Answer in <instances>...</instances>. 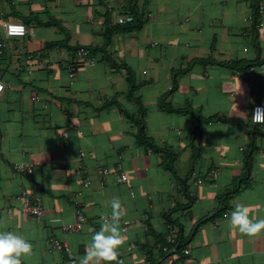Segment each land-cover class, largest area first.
Here are the masks:
<instances>
[{
    "label": "crops",
    "instance_id": "obj_1",
    "mask_svg": "<svg viewBox=\"0 0 264 264\" xmlns=\"http://www.w3.org/2000/svg\"><path fill=\"white\" fill-rule=\"evenodd\" d=\"M256 3L0 0V231L33 245L23 264H78L94 234L89 229L99 230L114 198L124 210L121 222L130 221L119 249L123 264H264V237L244 236L228 222L237 203L264 218V125L250 120L251 107L264 102V25H254ZM131 9L142 20L137 30L116 23ZM5 20L22 21L26 34L6 37ZM113 28L105 50L117 68L98 50ZM79 47L93 64L69 78ZM127 70L137 86L130 96ZM164 95L172 108L205 121L193 147L191 116L161 110ZM118 106L132 115L144 108L147 135L175 153L174 172L162 167L161 152L138 144L136 126ZM102 168H119L126 183L100 175ZM236 187L227 216L218 215L219 198ZM22 191L42 203L41 220L20 212ZM77 211L82 228L64 232ZM194 229L181 249L190 253L180 257L167 237L187 238Z\"/></svg>",
    "mask_w": 264,
    "mask_h": 264
},
{
    "label": "clouds",
    "instance_id": "obj_2",
    "mask_svg": "<svg viewBox=\"0 0 264 264\" xmlns=\"http://www.w3.org/2000/svg\"><path fill=\"white\" fill-rule=\"evenodd\" d=\"M26 30L23 25L10 27L8 36L23 37ZM3 85H0V91ZM241 87L239 92H241ZM252 121L264 125V107H256ZM111 220L103 219L98 231L89 229L94 234L79 257L78 264H123L119 257V249L126 242V237L120 227L124 215L121 201L114 198L111 201ZM249 206L237 203L234 210L228 214L229 226L249 238L264 237V218H253ZM33 254V245L21 235L12 231H0V264H23V259Z\"/></svg>",
    "mask_w": 264,
    "mask_h": 264
},
{
    "label": "built area",
    "instance_id": "obj_3",
    "mask_svg": "<svg viewBox=\"0 0 264 264\" xmlns=\"http://www.w3.org/2000/svg\"><path fill=\"white\" fill-rule=\"evenodd\" d=\"M257 15H258V21H257V26L261 27L264 25V0H257ZM133 21V16L131 14H124V15H120L117 16L116 18V23L119 25H126L129 24ZM13 25H23L25 30H26V25L19 20H5L2 22V30L3 33L6 37L8 38H13L8 36V32L10 30V27ZM4 47V42L0 41V49ZM73 61L72 64L69 65L68 68V76L69 78H73L76 70L82 66V65H92L93 64V60L89 57L88 55V50L84 47H79L74 53H73ZM28 59L34 58V56L30 55L27 57ZM259 68L261 69V71L264 72V64H260ZM251 71L255 70V67H251L249 68ZM0 85H3L2 82H0ZM4 87V85H3ZM1 93V91H0ZM264 107V102L261 100L258 103L254 104L251 107V114H250V120L252 121V115H253V111L256 107ZM254 125L256 123H253ZM257 125V124H256ZM81 155H83V153H81ZM14 169L17 172H24L26 174H30L31 172V168L29 166L23 165V164H15L14 165ZM98 173L100 175H107V174H114L116 176V181L118 183H126L127 181V176L125 174V172L121 171L119 168H115L113 170H108L107 168H102L98 170ZM90 180L85 179L83 181V186L84 187H88L90 185ZM18 201L20 202V212L26 216L32 217L36 220H41L42 216H43V206L42 203L40 202L39 199L37 198H32L29 194H27L26 192L22 191L21 193H19V195L17 196ZM223 217H226L227 214L223 213L222 214ZM76 216H77V222L74 224H66L64 226H62V230L64 232H69V233H76L78 231H80V229L82 228V224L84 222V217L83 214L80 211L76 212ZM103 219H107V220H111V215H107V216H103ZM122 233L125 234L127 232V228L130 224V221L125 220L122 221ZM176 242V238L174 237V234L172 233V235L167 237V243L170 245L174 246V243ZM49 245L53 248L59 249L60 248V243L54 239V238H50L49 239ZM164 250H168L169 247H164ZM190 251L188 249H183L181 250V254L179 255L180 257L185 256V255H189Z\"/></svg>",
    "mask_w": 264,
    "mask_h": 264
},
{
    "label": "trees",
    "instance_id": "obj_4",
    "mask_svg": "<svg viewBox=\"0 0 264 264\" xmlns=\"http://www.w3.org/2000/svg\"><path fill=\"white\" fill-rule=\"evenodd\" d=\"M255 13H256V17H255V20H254V25H256L257 21H258V20H256V19H258L256 6H255ZM130 14L133 16V21L131 23H129L128 27H126L125 29L126 30H137V29H139L141 24H142L141 18L132 9L130 11ZM53 24L57 25L55 22H53ZM59 29L61 31H64L61 27H59ZM113 29H116V28H113ZM117 30L118 29H116L114 31H112L111 29L108 30V32L105 34L103 46L98 48V50L101 51V53L103 55V59L106 60L111 66H114V68H117L116 67L117 65L109 58V55L107 54L105 48H106V45L110 41V36L112 35V33H114ZM93 50L95 51L96 49L93 48ZM93 50H92V52H93ZM127 82H128V95L130 96L132 91L137 86L134 84L132 75H131V73L128 70H127ZM165 98H166V95L162 96L160 98V100H159V106H160L161 110H164L165 112H169V113L188 114V115L191 116V119H192V122H193L192 129H191V138H192L191 139L192 140L191 141L192 142L191 146L193 147V140L195 139V137L200 132L201 127H202V125L204 124L205 121L201 120L196 114H194L191 110H189L187 108L185 110L172 108L170 105H168V104H166L164 102ZM118 109H119L120 113H122L126 118L130 119L134 123V125L136 126L138 144L141 145L142 147H144V149H146V150H153L155 152H161L162 156H163L162 167L165 170H169L171 172H174L172 162L176 158V157H174L175 153L172 152V151H167V150L158 148L155 145V143L151 140V138L147 135L145 124H144V120H143V116L145 114L144 108L139 107L137 115L129 114L121 106H118ZM248 159H249V156L245 159L244 174L240 178V182L241 183L242 182L245 183L246 180L248 179V172H249V160ZM244 175H245V177H244ZM237 190H238V188L236 187L232 191L227 192L226 194L222 195L219 198L220 208L217 211L218 215H222L223 214V212L226 209L225 205H226L227 201L230 199L231 195ZM195 229L192 230V232H190V234H189V236L187 238H185L183 236V234L178 235V237L176 238V242L174 243V246L172 245L175 248L176 251H180L182 248L185 247V245L188 242L189 238H191L193 236V233H194Z\"/></svg>",
    "mask_w": 264,
    "mask_h": 264
},
{
    "label": "bare ground",
    "instance_id": "obj_5",
    "mask_svg": "<svg viewBox=\"0 0 264 264\" xmlns=\"http://www.w3.org/2000/svg\"><path fill=\"white\" fill-rule=\"evenodd\" d=\"M244 174V173H243ZM244 177H245V175H244ZM239 178V177H238ZM75 207H77V206H75ZM229 214V213H228Z\"/></svg>",
    "mask_w": 264,
    "mask_h": 264
}]
</instances>
